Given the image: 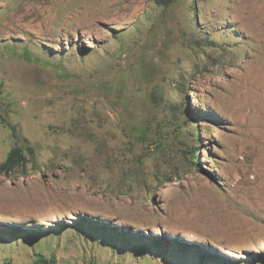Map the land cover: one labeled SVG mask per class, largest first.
Returning a JSON list of instances; mask_svg holds the SVG:
<instances>
[{
	"label": "rangeland",
	"instance_id": "obj_1",
	"mask_svg": "<svg viewBox=\"0 0 264 264\" xmlns=\"http://www.w3.org/2000/svg\"><path fill=\"white\" fill-rule=\"evenodd\" d=\"M14 146L0 264H264V0H0Z\"/></svg>",
	"mask_w": 264,
	"mask_h": 264
},
{
	"label": "trees",
	"instance_id": "obj_2",
	"mask_svg": "<svg viewBox=\"0 0 264 264\" xmlns=\"http://www.w3.org/2000/svg\"><path fill=\"white\" fill-rule=\"evenodd\" d=\"M170 0H157V3L159 4H165L168 3ZM196 151L200 152L198 148H194L192 150V153H196ZM27 154L26 150L21 146H14L8 153L6 159L0 164V173H9L13 172L14 170L18 169L19 167H25L27 163ZM97 227V226H96ZM100 228L108 229L109 225L102 224L100 225ZM112 232L115 234H119L122 231H117L116 227L109 228ZM124 233V232H123ZM174 243H177L174 241ZM186 245V244H185ZM197 251H199L200 255V262L201 263H210L207 262L206 259H218L219 257L215 254H212L208 249H204L200 247L199 245H195L194 247ZM38 261L42 264H55V261L53 257L47 258L42 256L41 254L38 256ZM207 262V263H206Z\"/></svg>",
	"mask_w": 264,
	"mask_h": 264
}]
</instances>
